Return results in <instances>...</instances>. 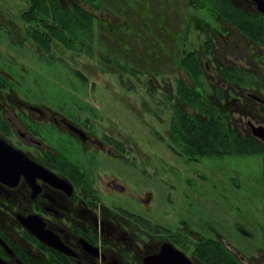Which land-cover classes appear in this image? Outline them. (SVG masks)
Segmentation results:
<instances>
[{
	"label": "flooded vegetation",
	"instance_id": "flooded-vegetation-1",
	"mask_svg": "<svg viewBox=\"0 0 264 264\" xmlns=\"http://www.w3.org/2000/svg\"><path fill=\"white\" fill-rule=\"evenodd\" d=\"M42 1L23 0V36L0 22V37L4 32L20 42L19 47L35 48L38 59L49 63L63 62L54 54L60 46L75 54L87 52L88 46L89 55L96 50V24L104 21L83 7L89 0H58L72 16L56 8L49 15L57 27L56 20L63 27L64 20H73V33L25 21V16H40L35 11ZM189 1L199 16L204 15L196 22L204 41L184 57L196 53L203 73L197 81L187 75L190 83L179 79L177 86L182 81L197 89L206 119L218 118L222 131L232 130L262 149L252 156L218 158L259 157L264 202V0ZM82 10L91 16H81ZM242 16L249 19V33L241 28ZM86 19L91 22L88 35L82 30ZM112 28L111 23L108 32L113 33ZM1 53L0 264H264V204L250 224L237 222L226 233L186 209L190 215H162L156 194L162 185L160 158L152 163L137 157L131 163L129 142L121 133L114 135L112 128L99 127L98 114L74 95L69 107L63 97L43 94L24 93L22 100L19 75L6 69L14 62H4ZM175 98L165 99L171 123L180 102L178 89ZM181 108L190 116L199 113L186 103L181 102ZM100 118L104 122L105 117ZM170 148L188 162L217 158H188L175 141ZM130 164L153 172L141 173L143 183H135L140 192L132 198L135 207L128 203L133 195L122 169ZM170 175L164 185L187 200L192 180L177 172Z\"/></svg>",
	"mask_w": 264,
	"mask_h": 264
},
{
	"label": "rangeland",
	"instance_id": "rangeland-1",
	"mask_svg": "<svg viewBox=\"0 0 264 264\" xmlns=\"http://www.w3.org/2000/svg\"><path fill=\"white\" fill-rule=\"evenodd\" d=\"M94 1L83 3V7L104 22L96 24V50L90 55L75 54L60 46L54 54L64 63L40 61L35 48L19 47L20 42L14 43L1 32V58L14 62L6 69L21 79L19 96L24 97L22 100L24 93L63 97L69 107L74 95L98 114L99 127L101 124L112 128L114 135L121 133L129 142L131 163L137 157L152 163L160 158L162 185L155 193L159 195L162 215H190L186 209L222 233L237 222L250 224L264 204L259 157H224L195 163L176 157L170 148L171 108L165 101L166 95L175 98L179 79L190 83L180 62L186 51L200 49L204 37L196 22L204 15L199 16L189 0ZM25 10L23 0H0V22L23 36L26 27L20 15ZM113 13L123 21L114 18ZM111 23L113 33L108 32ZM219 44L223 45V41ZM155 111L159 116L153 114ZM100 115L105 117L104 122ZM172 166L175 171H171ZM147 168L137 164L122 168L133 195L128 201L130 206L138 205L132 198L140 195L135 183H143L141 173L153 175ZM175 172L192 180L187 200L181 198L179 191L164 185L165 178Z\"/></svg>",
	"mask_w": 264,
	"mask_h": 264
},
{
	"label": "trees",
	"instance_id": "trees-1",
	"mask_svg": "<svg viewBox=\"0 0 264 264\" xmlns=\"http://www.w3.org/2000/svg\"><path fill=\"white\" fill-rule=\"evenodd\" d=\"M40 6V9L35 11L40 16H25L24 19L26 22H42L43 24L41 27L50 29L55 27L57 29H70V32L73 33L75 28L73 27L74 24H69L73 23V20H64L66 22L64 27L60 25L62 23L61 21L56 20V23L60 28L50 23L52 20L49 15L55 8L61 11L65 16H72V13L61 8L58 0H48V2L47 0H43L42 3H40ZM194 6L196 7L195 4ZM80 13L81 16H91L84 10ZM239 21L241 23V28L245 33H249V25L247 24L249 21L248 17L242 16ZM83 22L85 23L82 25V30H85L86 34L90 29L91 22L87 19ZM87 52H90L89 46ZM180 68L190 78L194 79V81H197L203 73L196 53L184 57L180 62ZM125 84L127 83L125 82ZM178 86V98L180 102L174 106L177 113L175 119H172L170 138L171 141L178 143L180 151L184 153L186 157L194 159L195 157L218 158L234 155L252 156L258 152H263L260 147L255 146L249 140L245 141L238 138L232 130L229 131L225 128V132L222 131L223 128L220 125L218 118L210 115L207 120L203 115L205 110L204 103L196 95L198 92L197 89L190 88L182 81L179 82ZM2 87H4V85ZM150 92L152 93L151 90ZM166 99L171 101L167 95ZM181 102L186 103L189 107H193L199 113L194 116L184 113L181 108ZM212 109L213 108L211 107V110Z\"/></svg>",
	"mask_w": 264,
	"mask_h": 264
},
{
	"label": "water",
	"instance_id": "water-1",
	"mask_svg": "<svg viewBox=\"0 0 264 264\" xmlns=\"http://www.w3.org/2000/svg\"><path fill=\"white\" fill-rule=\"evenodd\" d=\"M21 160H22V159H21ZM19 162H20V161H19ZM23 164H25V163L23 162ZM18 165L21 166V163H18ZM22 166H24V165H22Z\"/></svg>",
	"mask_w": 264,
	"mask_h": 264
}]
</instances>
